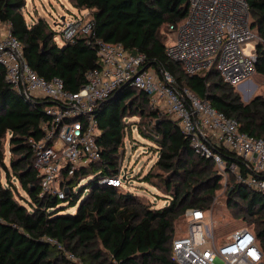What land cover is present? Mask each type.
Listing matches in <instances>:
<instances>
[{
  "label": "trees",
  "instance_id": "obj_1",
  "mask_svg": "<svg viewBox=\"0 0 264 264\" xmlns=\"http://www.w3.org/2000/svg\"><path fill=\"white\" fill-rule=\"evenodd\" d=\"M68 1L78 10L91 9L93 27L60 47L45 18L26 20L27 0H0V24L9 26L22 44L25 62L39 76L58 77L67 91H77L86 83L87 72L100 65L95 40L118 42L129 53L144 55V70L171 73L178 89L190 90L235 118L241 131L264 139V95L243 101L215 69L187 74L167 56L169 26L185 19L189 0ZM247 2L250 27L258 36L254 70L264 75V0ZM54 104L48 97H25L14 91L0 64V264H178L172 257L175 221L187 208L212 206L223 176L213 160L194 151L189 136L167 111L150 107L144 90L125 85L93 109L100 159L65 176L63 197L40 194L33 145L50 118L46 109ZM135 115L140 119L131 123L157 151L142 181L169 197L161 207L103 181L120 174L126 118ZM214 150L226 167L234 163L242 177L252 173L235 151L220 145ZM228 172L227 209L252 229L264 262V192ZM78 201L75 210L67 211ZM68 253L80 261L71 260Z\"/></svg>",
  "mask_w": 264,
  "mask_h": 264
},
{
  "label": "built area",
  "instance_id": "obj_2",
  "mask_svg": "<svg viewBox=\"0 0 264 264\" xmlns=\"http://www.w3.org/2000/svg\"><path fill=\"white\" fill-rule=\"evenodd\" d=\"M90 13L91 9H83L78 15L64 16L60 37L67 42L79 32L89 34L93 27ZM169 30L171 42L166 43V54L187 74L215 69L225 82L240 86L255 72L258 36L250 27L247 0H189L185 19L177 26L170 25ZM95 45L99 67L87 72V81L79 90L70 92L60 78L46 80L31 69L24 60L22 44L9 26L0 29V64L13 90L25 97H48L55 102L46 109L50 118L43 125L42 138L33 145L40 194L63 197L67 190L65 176L100 159L101 148L96 141L99 128L93 109L125 85L158 99L189 136L194 151L211 158L223 175L233 172L237 180L264 192L263 138L241 131L235 118L190 90L178 89L171 73L144 70L142 53H129L122 44L101 39H96ZM218 145L235 151L252 173L242 177L234 163L226 167L214 150ZM103 181L121 184L120 175ZM180 216L184 225L172 238V257L178 264H264L249 226H239L215 240L210 208H187ZM67 256L80 261L72 253Z\"/></svg>",
  "mask_w": 264,
  "mask_h": 264
},
{
  "label": "rangeland",
  "instance_id": "obj_3",
  "mask_svg": "<svg viewBox=\"0 0 264 264\" xmlns=\"http://www.w3.org/2000/svg\"><path fill=\"white\" fill-rule=\"evenodd\" d=\"M23 13L26 20L29 22L37 17L45 18L56 31L55 40L57 44L62 47L65 41L59 35V29L62 24L61 16L67 18L70 15H78V9L73 7L68 0H27V5L23 9ZM4 26L5 24H0V29ZM170 42L171 39L168 37L167 43ZM251 44L254 45L253 42ZM150 70L153 69L150 68ZM245 83L247 85L244 84L242 88H240L238 84L235 85V90L240 93L243 101H248L255 94L264 95V75H258L254 72L248 78V82L246 80ZM150 107L166 111L163 104L156 98H150ZM139 119L137 115L126 118V122L129 124L125 130L123 145L120 148L122 150L119 174L121 184L118 188L122 191L133 192V194L145 203L151 202L155 207H161L169 202V197H165L164 193L158 187L142 181V175L147 172L155 161L157 151L153 149L154 144L142 138L135 125L131 123L133 121H139ZM1 174L3 175V173ZM90 179L91 176L83 178L74 188V191H77L80 186L85 185ZM230 179L231 177L228 175L224 174L222 176L220 187L216 190L212 206L210 207L213 215V235L215 240L224 238L232 230L246 224L238 217H233L227 209L226 188L228 181H231ZM12 180L18 187L20 194L26 196V193L20 189L17 180L14 178H12ZM79 201L75 206L67 209V211L75 210ZM230 209H232V206ZM183 225L184 222L182 216H180L175 221L174 233H178L180 227Z\"/></svg>",
  "mask_w": 264,
  "mask_h": 264
},
{
  "label": "crops",
  "instance_id": "obj_4",
  "mask_svg": "<svg viewBox=\"0 0 264 264\" xmlns=\"http://www.w3.org/2000/svg\"><path fill=\"white\" fill-rule=\"evenodd\" d=\"M245 82H246V81H245ZM245 82H243L239 87H240V88L244 87L243 85L246 84ZM247 82H248V80H247ZM246 85H247V84H246ZM248 95H249V94H248ZM248 95H247V97H248Z\"/></svg>",
  "mask_w": 264,
  "mask_h": 264
},
{
  "label": "water",
  "instance_id": "obj_5",
  "mask_svg": "<svg viewBox=\"0 0 264 264\" xmlns=\"http://www.w3.org/2000/svg\"><path fill=\"white\" fill-rule=\"evenodd\" d=\"M64 18V16H61V20ZM123 178H124V176H123Z\"/></svg>",
  "mask_w": 264,
  "mask_h": 264
}]
</instances>
